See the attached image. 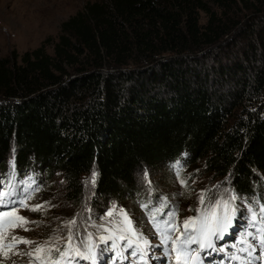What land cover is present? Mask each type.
I'll return each mask as SVG.
<instances>
[{"label":"trees","instance_id":"16d2710c","mask_svg":"<svg viewBox=\"0 0 264 264\" xmlns=\"http://www.w3.org/2000/svg\"><path fill=\"white\" fill-rule=\"evenodd\" d=\"M242 7L262 12L264 0L88 1L56 39L1 58L0 178L14 160L13 174L40 180L37 163L79 203L95 171L98 196L150 204L139 172L193 158L264 203V22L247 20L245 50L224 39Z\"/></svg>","mask_w":264,"mask_h":264},{"label":"rangeland","instance_id":"374dc122","mask_svg":"<svg viewBox=\"0 0 264 264\" xmlns=\"http://www.w3.org/2000/svg\"><path fill=\"white\" fill-rule=\"evenodd\" d=\"M88 1L93 0H0V59L10 57L13 51L21 55L23 52L39 46L48 37L56 39L61 21L74 14ZM258 8L262 9L263 7L254 9ZM218 12L221 11L218 10ZM229 16L228 22L238 19L240 23L224 37V39H227L226 43L238 47V49H247L250 37L245 33L244 25L249 18L252 22L261 25L264 22V10L256 13L249 12V10L242 7L230 13ZM200 21L202 23L206 21L203 13H201ZM46 49L48 53L53 51L51 45H47ZM182 155L183 153L179 160H182ZM11 158L12 154H9L6 160L10 161ZM34 166L39 171L40 180L37 183L33 176L27 177L23 183V190L29 184H31L30 191L38 187L39 191H33V198L28 200L27 204L29 208L38 205L41 207L37 211L20 208L18 214L27 218L29 223L25 227L29 230L13 228L9 231L5 227V238L0 241V244L4 245V252H9L10 250L6 245L12 236L23 237L37 243L18 244L11 251V254L7 256L0 255L2 258L0 264H36L35 260L26 253L33 252L37 244L44 245L49 240L56 245L67 240L68 229L65 225L73 218L76 220V224L72 226L73 231L86 228L97 237L113 234L116 222L120 219V210L127 212L136 231L141 233L149 243L154 241L149 232L157 234L160 238V234L153 227V224L150 227L147 226L143 212L134 200L129 198H104L95 194V184H91V173L93 171L83 177L84 196L79 203H76L65 195V180L59 172L50 176L44 172L43 166L37 163ZM169 170H171V174ZM177 171L180 173L179 176L176 175ZM138 177L141 185H144L154 198H167L178 211L177 218L182 223L189 217L196 216V210L202 209L205 206L204 204H207L210 200L214 201L217 189H220L217 196L223 195L228 198L229 195H235L237 199L234 201V205H246L243 203L244 198L237 196L226 184H218L204 171L202 165L196 163L193 158L185 159L181 170L176 169L173 171L172 168L169 169L165 166L155 169L145 168L139 172ZM33 180L35 183H32ZM181 180L186 183L181 184ZM202 191L205 193L203 205L199 200ZM5 210L7 209L0 206V211ZM110 210L114 211L112 217L107 215ZM165 220L167 219L157 217L159 228L162 231L164 230ZM101 225L103 227H100ZM262 227H264L262 223L259 227L254 223H250L249 228H246L256 238L257 231ZM183 230L182 225L180 232H183ZM180 232L171 233V235L175 238ZM87 248L88 245H85L84 249L86 251Z\"/></svg>","mask_w":264,"mask_h":264},{"label":"snow or ice","instance_id":"6c2138e0","mask_svg":"<svg viewBox=\"0 0 264 264\" xmlns=\"http://www.w3.org/2000/svg\"><path fill=\"white\" fill-rule=\"evenodd\" d=\"M179 165V161L173 165L176 168ZM13 172L15 171V161H11ZM97 173L93 171L91 173V184L94 185L97 179ZM176 175L180 173L177 171ZM23 184L24 182L21 181ZM32 183H35L33 180ZM181 184H185L184 180L180 181ZM150 184V182H149ZM31 184L23 190L24 194L21 196L15 189V186L11 183L8 184L6 190H0V206H3L7 210L0 211V241L4 236L5 227L10 231L13 228H24L29 230L25 226L29 223L27 218L18 214L20 208H27L31 211H37L41 206H34L29 208L27 201L33 198V191H39L37 187L31 190ZM237 199L235 195H229L227 199H216L213 204L208 208L197 209V215L189 217L183 221V232H180L179 225L176 223L177 215L175 212H169L168 219L164 221V230L159 228L157 217L155 213L150 215L153 227L160 234L161 245L165 246L164 251L167 254L175 253L176 264H199L200 252L211 250L221 251L215 246V239H223V236L228 233L230 227L233 224L234 217L237 212V208L234 206V201ZM200 203L203 205L205 201V193L202 191L199 197ZM167 205L165 204V207ZM142 208L147 209L146 204L141 205ZM161 209H156L155 212H159ZM250 221L255 223L257 220V213L249 208ZM109 217L114 215V211L107 213ZM259 217L262 224H264V205L260 206ZM34 223V222H32ZM76 224L75 218L68 221L65 225L68 229L67 241L64 247L61 249L59 245L53 244L51 240L46 241L44 245L37 244V247L33 252H28L26 255L35 260L36 264H73V261L79 259L91 261L95 264L97 259L94 246L88 245L87 251H82L78 244L74 243V233L72 226ZM100 227H103L101 225ZM119 231V239L121 241H127L126 247L132 248L131 255L137 257L141 264H146V249L149 246V241L144 239L142 234L137 232L133 226L132 219L128 216L127 212L120 210V219L116 222V227L113 229V234L108 236H100V241L107 245L108 241H114L115 232ZM180 232L178 236L173 238L171 233ZM260 244L264 248V227L260 229ZM91 235L89 240H91ZM35 241L27 240L23 237L12 236L11 240L7 243L6 247L10 250L4 252V245L0 244V255L7 256L11 254V251L16 248L18 244H33ZM198 245L199 251L193 252L191 245ZM133 245L135 247L133 248ZM143 245V246H141ZM170 245V247H168ZM116 244L113 242L111 249H115ZM110 250V249H105ZM18 254V253H17ZM119 256L120 254L117 253ZM231 259L239 260V256H233Z\"/></svg>","mask_w":264,"mask_h":264},{"label":"bare ground","instance_id":"6f19581e","mask_svg":"<svg viewBox=\"0 0 264 264\" xmlns=\"http://www.w3.org/2000/svg\"><path fill=\"white\" fill-rule=\"evenodd\" d=\"M0 259H2L1 257H0ZM2 261V260H1Z\"/></svg>","mask_w":264,"mask_h":264}]
</instances>
